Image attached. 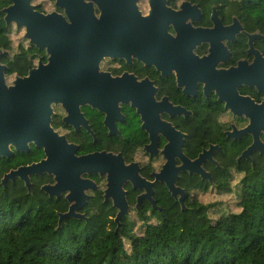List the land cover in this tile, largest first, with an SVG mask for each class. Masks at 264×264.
Masks as SVG:
<instances>
[{
	"label": "flooded vegetation",
	"instance_id": "1",
	"mask_svg": "<svg viewBox=\"0 0 264 264\" xmlns=\"http://www.w3.org/2000/svg\"><path fill=\"white\" fill-rule=\"evenodd\" d=\"M49 1L51 7L44 1L32 4L59 18L50 39L66 48L51 70L50 127L64 143L57 145V158L69 156L73 147L77 157H106L98 172L81 173L90 182L82 187L87 200L78 213L87 216L97 200L115 212V219L114 195L105 197L110 170L119 179L115 190L122 186L125 194L124 218L136 213L157 223L166 202L181 211L193 201L204 204L210 190L220 192L222 182H240L241 167L264 166V0ZM89 4L96 20L108 11L107 26L89 18ZM61 20L65 36L56 32ZM7 25L25 37L26 27ZM26 39L33 64L26 73L8 75L2 61L9 85L49 63L47 49ZM5 58L12 61L13 54ZM33 150L29 162L10 170L47 158L34 143L29 152L1 157L20 158ZM122 160L130 170H120ZM120 171L126 173L123 182ZM30 181L42 192L43 186L56 184L48 172L31 174ZM168 183L180 189L177 196ZM69 193H46L58 214L75 203Z\"/></svg>",
	"mask_w": 264,
	"mask_h": 264
},
{
	"label": "trees",
	"instance_id": "2",
	"mask_svg": "<svg viewBox=\"0 0 264 264\" xmlns=\"http://www.w3.org/2000/svg\"><path fill=\"white\" fill-rule=\"evenodd\" d=\"M0 0V50L12 51V25ZM33 49L18 44L13 60L2 58L8 75L23 74L33 64ZM36 150L10 160L0 158V264H264V166L240 168L236 211L210 215L220 203L193 201L186 210L166 202L157 223L143 220L134 231L127 218L117 229L115 212L95 200L86 210L88 220L70 218L59 226L54 201L20 180L7 188L5 172L29 162ZM234 183L219 184L220 193H232Z\"/></svg>",
	"mask_w": 264,
	"mask_h": 264
},
{
	"label": "water",
	"instance_id": "3",
	"mask_svg": "<svg viewBox=\"0 0 264 264\" xmlns=\"http://www.w3.org/2000/svg\"><path fill=\"white\" fill-rule=\"evenodd\" d=\"M104 10L106 11V9ZM108 10L113 11L112 8ZM2 11L7 24L15 22L18 28L26 27L25 37L30 40V44L46 48L48 54H50L48 64L41 63L38 68H32L26 76H16L12 84L9 85L5 74L7 65L2 64V58L11 56V53L6 49L0 50V157H11L15 151L29 152L30 143H34L39 148H44L47 157L37 163L33 162L30 165L10 170L4 175L2 183L5 186L8 181H15L17 177H20L25 181L26 187L31 192V174H42L44 172L54 174L56 184L43 186L44 192L53 197L60 190L70 191L68 198L70 201H75L67 212L59 213L58 227H61L64 221L70 218L88 220L86 214L77 212L81 203L87 200V195L82 191V187L90 182L82 179L81 173L86 170L91 173L93 169L98 172L97 169L104 164L101 160L106 159V157L103 154L77 157L73 154L74 147L64 145L66 149L72 148L73 153L67 157L64 156L63 159L57 158L56 149L63 146L64 143L60 142L63 137H59L50 127L52 112L50 102L54 99V78L51 70L58 66L56 60L60 59L59 52H64L66 48L53 44L54 42L50 39V36L54 34L55 28H53V25L59 18L54 14L40 13L35 9L32 0H10V5ZM88 11H90L89 18L94 21L95 25L98 23L99 26L101 24L107 26V19L112 18L107 11L102 19L96 20L93 13H91V4L88 5ZM62 23L59 26L61 29L56 28V32L59 31L65 36L66 24L63 21ZM61 58H65V56ZM130 168L131 165L126 166L122 160L120 170L127 171ZM101 171L103 172V169ZM121 171L119 176L120 181L123 182L126 173L122 174ZM132 179L135 180V178ZM118 180V177L110 170L109 188L106 189L105 197L107 201L109 196L114 195L115 206L119 208L115 219H113L117 224V229L121 228V219H124L128 214V205L122 186L119 190H115V184ZM167 187L173 192L174 196H177L180 191L171 183H168ZM118 198H120V201Z\"/></svg>",
	"mask_w": 264,
	"mask_h": 264
},
{
	"label": "rangeland",
	"instance_id": "4",
	"mask_svg": "<svg viewBox=\"0 0 264 264\" xmlns=\"http://www.w3.org/2000/svg\"><path fill=\"white\" fill-rule=\"evenodd\" d=\"M45 2L47 7H51L52 5L49 3V0H35V2ZM11 38H12V45L13 49L11 51L12 54H15L18 50V44L22 43L25 45H28L29 42L28 40L24 37V33L21 30H17L15 27L12 28L11 32ZM9 79H12V77H9ZM233 187V192L232 193H218L217 191H209L208 195L203 198V203L204 204H212V203H220L215 210H212L210 212V215L216 217L219 213H221L223 210L227 211H236L237 209V192H236V185L237 183L231 184ZM128 221L134 222V231L136 233H141L143 229V220L140 219V217L137 216L136 213H131L129 217L127 218ZM149 222H156L153 217L149 218Z\"/></svg>",
	"mask_w": 264,
	"mask_h": 264
}]
</instances>
